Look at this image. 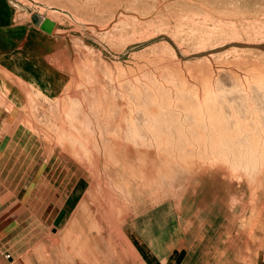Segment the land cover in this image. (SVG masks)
<instances>
[{
	"label": "rangeland",
	"instance_id": "1",
	"mask_svg": "<svg viewBox=\"0 0 264 264\" xmlns=\"http://www.w3.org/2000/svg\"><path fill=\"white\" fill-rule=\"evenodd\" d=\"M8 1L44 34L28 60L50 95L12 160L35 224L71 193L192 263L264 249V0Z\"/></svg>",
	"mask_w": 264,
	"mask_h": 264
},
{
	"label": "crops",
	"instance_id": "2",
	"mask_svg": "<svg viewBox=\"0 0 264 264\" xmlns=\"http://www.w3.org/2000/svg\"><path fill=\"white\" fill-rule=\"evenodd\" d=\"M11 8L8 0H0V264H19L16 260L21 259L19 250L25 244L30 254L21 259L24 264H197L192 263V256L184 249L173 248L163 254L159 244L148 246L138 233H124L114 212L99 209L88 197L65 195L55 213L42 211L45 220L35 224L38 217L26 204V183L18 180L14 186L17 158L13 163L12 160L13 155L23 154L28 143L37 137L31 127L34 102L44 101L50 95L43 82L44 93L36 94L30 76L38 72L28 60L35 48L32 35L44 34L35 33L27 24L22 28L8 17L2 19ZM40 224L42 239L47 240L38 246L39 242H34L38 236L33 231L34 225ZM237 242L231 258L222 253L213 264H264V249L257 252L258 243L252 238L242 242L240 236Z\"/></svg>",
	"mask_w": 264,
	"mask_h": 264
},
{
	"label": "bare ground",
	"instance_id": "3",
	"mask_svg": "<svg viewBox=\"0 0 264 264\" xmlns=\"http://www.w3.org/2000/svg\"><path fill=\"white\" fill-rule=\"evenodd\" d=\"M31 78L33 77V76H30ZM36 90H37V93L36 94H40V92H41V90H42V88H40V87H37L36 88ZM65 94V93H64ZM72 97V96H71ZM62 100V99H61ZM56 143V142H55ZM81 145H82V143H81ZM243 145V144H242ZM246 146H247V144H246ZM252 149V148H251ZM60 150V149H59ZM250 152V151H249ZM251 153V152H250ZM257 153H258V151H257ZM246 154H247V152H246ZM242 156V155H241ZM248 156V155H247ZM257 156H259V155H257ZM242 158V157H241ZM247 162H248V160H247ZM245 163V162H244ZM241 167V166H240ZM247 169H249V168H247ZM262 203V202H261ZM264 204V203H263ZM103 209V208H102ZM247 209V208H246ZM124 214V213H123ZM97 219V218H96ZM115 223V222H114ZM209 225V224H208ZM76 226V225H75ZM247 227H248V225H247ZM88 228V227H87ZM50 229V228H49ZM69 231V230H68ZM83 231V230H82ZM249 231V230H248ZM64 234V233H63ZM62 235V234H61ZM227 236V235H226ZM70 237V236H69ZM249 237H250V235H249ZM225 238V237H224ZM223 238V239H224ZM62 240H64V239H62ZM248 240V239H247ZM65 241V240H64ZM50 242H52V241H50ZM250 242H251V240H250ZM255 242V241H254ZM253 242V243H254ZM54 243H55V240H54ZM218 243V242H217ZM52 244V243H51ZM83 246H84V244H83ZM226 246V245H225ZM217 248V247H216ZM90 254V253H89ZM205 254V253H204ZM76 255H77V253H76ZM103 255H104V253H103ZM87 256V255H86ZM210 256H212V255H210ZM210 256H209V258H210ZM216 256V255H215ZM64 257V256H63ZM130 259V258H129ZM224 260V259H223ZM76 261V260H75ZM127 261V260H126ZM71 263V262H70ZM85 264V263H84Z\"/></svg>",
	"mask_w": 264,
	"mask_h": 264
}]
</instances>
